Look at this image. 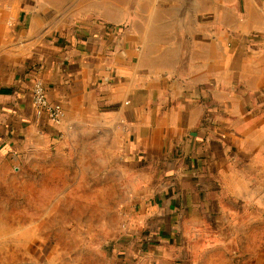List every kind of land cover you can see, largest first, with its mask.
<instances>
[{
    "label": "crops",
    "instance_id": "0c3cea01",
    "mask_svg": "<svg viewBox=\"0 0 264 264\" xmlns=\"http://www.w3.org/2000/svg\"><path fill=\"white\" fill-rule=\"evenodd\" d=\"M262 178L264 0H0V200L101 217L126 243L103 264H192L197 217Z\"/></svg>",
    "mask_w": 264,
    "mask_h": 264
},
{
    "label": "rangeland",
    "instance_id": "374dc122",
    "mask_svg": "<svg viewBox=\"0 0 264 264\" xmlns=\"http://www.w3.org/2000/svg\"><path fill=\"white\" fill-rule=\"evenodd\" d=\"M9 188L13 198L0 200V264H103L95 257L124 254L117 245L126 243L116 240L118 233L95 229L107 227L101 217L70 216L67 224H45L40 222L44 208L31 198L37 187ZM240 189L243 198L215 201L212 215L197 217L204 224L186 233L185 255L192 264H264V178L254 184V194L244 184ZM53 219L47 217V223Z\"/></svg>",
    "mask_w": 264,
    "mask_h": 264
},
{
    "label": "built area",
    "instance_id": "2783aa9c",
    "mask_svg": "<svg viewBox=\"0 0 264 264\" xmlns=\"http://www.w3.org/2000/svg\"><path fill=\"white\" fill-rule=\"evenodd\" d=\"M29 100L30 109L37 119L45 117L52 125L58 126L61 124L64 117L63 106L60 102H49L41 79L33 81ZM118 109V106L111 108L112 111H117ZM152 263H155V260Z\"/></svg>",
    "mask_w": 264,
    "mask_h": 264
},
{
    "label": "trees",
    "instance_id": "16d2710c",
    "mask_svg": "<svg viewBox=\"0 0 264 264\" xmlns=\"http://www.w3.org/2000/svg\"><path fill=\"white\" fill-rule=\"evenodd\" d=\"M149 252V250L147 251V253Z\"/></svg>",
    "mask_w": 264,
    "mask_h": 264
}]
</instances>
